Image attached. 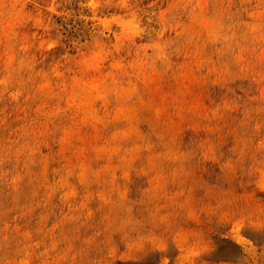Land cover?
<instances>
[{"label":"rangeland","instance_id":"rangeland-1","mask_svg":"<svg viewBox=\"0 0 264 264\" xmlns=\"http://www.w3.org/2000/svg\"><path fill=\"white\" fill-rule=\"evenodd\" d=\"M0 264H264V0H0Z\"/></svg>","mask_w":264,"mask_h":264}]
</instances>
